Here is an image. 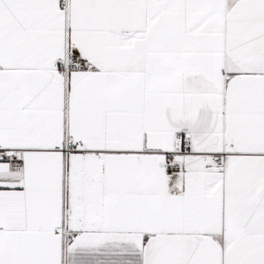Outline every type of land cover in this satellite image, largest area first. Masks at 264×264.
I'll use <instances>...</instances> for the list:
<instances>
[{"label": "snow or ice", "instance_id": "obj_1", "mask_svg": "<svg viewBox=\"0 0 264 264\" xmlns=\"http://www.w3.org/2000/svg\"><path fill=\"white\" fill-rule=\"evenodd\" d=\"M0 264H264V0H0Z\"/></svg>", "mask_w": 264, "mask_h": 264}]
</instances>
